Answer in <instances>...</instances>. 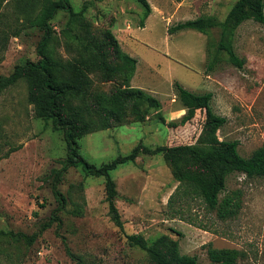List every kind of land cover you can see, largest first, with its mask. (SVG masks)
<instances>
[{
	"label": "rangeland",
	"instance_id": "rangeland-1",
	"mask_svg": "<svg viewBox=\"0 0 264 264\" xmlns=\"http://www.w3.org/2000/svg\"><path fill=\"white\" fill-rule=\"evenodd\" d=\"M148 2L152 11L142 27L145 6L139 0H70L84 16L72 25L73 31L82 39L89 31L104 42L110 29L122 49L138 60L130 84L162 103L156 109L130 100L121 118L111 119L95 99L125 88L127 68L118 70L111 81L104 80L101 70L91 66L92 56L72 32H66L70 13L61 9L50 21L47 51L64 63L62 76L73 77L79 66L92 79L88 91L71 98L72 105L83 110L86 121L109 120L107 128L78 140L79 153L100 166L138 145L152 149L205 145L204 110L185 125H170L186 112L174 88L179 82L195 92H213L215 112L227 117L218 138L238 140L239 152L249 156L264 144V23L250 18L227 35L238 56L246 59L239 68L218 48L222 23L237 0ZM41 7L42 0H0V75L40 59L38 46L45 30L30 25L28 19ZM200 16L215 17L217 25L208 34L194 29L169 33L171 26ZM105 57L112 65H122L109 53ZM67 158L63 131L36 116L25 81L0 93V264H77L67 245L82 258L81 264H152L147 251L132 245L112 220L105 178L87 175L81 166L64 171ZM112 176L126 233L142 234L150 243L163 237L178 241L181 253L197 255L198 264L210 262V243L241 250L244 255L238 264H264V178L230 174L227 191L242 190V208L237 217L221 220L200 198L181 191L171 202L179 182L163 153L141 152L135 162L113 170ZM56 190L65 198L63 209Z\"/></svg>",
	"mask_w": 264,
	"mask_h": 264
},
{
	"label": "trees",
	"instance_id": "trees-1",
	"mask_svg": "<svg viewBox=\"0 0 264 264\" xmlns=\"http://www.w3.org/2000/svg\"><path fill=\"white\" fill-rule=\"evenodd\" d=\"M139 1L145 6V14L141 20V26L144 27L145 19L150 15L152 8L148 0ZM61 9L67 10L71 15L69 26L65 29L66 32H72L74 38L82 45L83 51L88 56H92L94 65L91 64V66L101 70L104 80L111 81L118 70L127 68L125 88L112 93L98 94L95 99L96 106L108 116L110 115L111 119L124 117L127 104L133 99L142 100L151 107L161 109L162 103L155 95L130 84L138 60L122 49L120 42L110 29L106 31L107 41L104 40V42L98 40L89 31H87V37L83 39L73 31L72 25L83 21L84 16L74 10L70 0H42L40 10L28 19L30 25L45 30L44 38L38 46L40 59L17 65L9 75H0V93L21 80L27 83L28 99L30 104L34 106L36 116L51 120L54 126L64 133L68 150L64 171L69 166H81L87 175L105 178L106 200L112 220L124 232L132 245L147 251L152 264H198L197 255L181 253L178 241H171L163 237L154 243H150L142 234L125 232L124 222L117 206L118 191L112 171L122 164L135 162L141 152L163 153L171 163L179 182L176 192L170 197L171 202L176 199L181 191L182 194L190 195L194 199L200 198L209 211H215L218 218L226 220L238 216L242 208L243 196L240 189L227 191L228 176L238 172L245 174L248 178H264V144L256 148L249 156H243L239 152L238 140H220L217 131L225 125L227 117L215 112L212 106L213 92H195L181 83L175 82L174 88L177 98L186 112L180 119L171 121L170 125H185L195 117L198 110H204L206 118L203 127L208 138L205 145L181 144L158 146L154 149L145 145H138L131 153L117 156L111 162L100 166L89 162L79 153L78 140L97 128H107L109 120L107 117L97 123L85 120L83 110L75 108L71 103V98L88 91L92 85V79L84 72L83 67L79 66L75 68L73 77L65 78L62 76L65 69L64 63L54 58L47 51L52 38L50 21ZM250 18L264 23V0H237L226 20L222 23L224 29L218 48L226 53V58L230 63L239 68L244 66L246 59L238 56L233 45L227 42L226 37L243 21ZM216 25L215 17L200 16L196 19L179 22L171 26L168 31L173 34L184 29H194L208 34L209 30ZM105 53L121 60L122 65H112L108 57L106 59ZM213 66L214 63L209 65L210 68ZM60 173H58L59 176ZM223 193L225 195L222 197ZM56 194L60 209H63L65 198L60 191L56 190ZM189 222L195 224L194 221ZM1 234L11 235L12 233L3 232ZM64 241L66 243V239ZM67 252L77 260V264H81L82 258L75 255L68 245ZM207 253L210 258L208 264H238V260L244 255L237 248H217L211 243L207 245Z\"/></svg>",
	"mask_w": 264,
	"mask_h": 264
}]
</instances>
